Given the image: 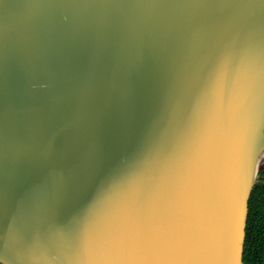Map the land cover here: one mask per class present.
I'll list each match as a JSON object with an SVG mask.
<instances>
[{"label":"water","instance_id":"95a60500","mask_svg":"<svg viewBox=\"0 0 264 264\" xmlns=\"http://www.w3.org/2000/svg\"><path fill=\"white\" fill-rule=\"evenodd\" d=\"M262 81V0H0V263L18 264L14 231L23 264H87L88 237L127 196L104 185L157 161L166 179L233 112L216 258L243 264L258 157L264 168V109L250 146L247 97ZM80 213L73 251L56 230Z\"/></svg>","mask_w":264,"mask_h":264},{"label":"snow or ice","instance_id":"6c2138e0","mask_svg":"<svg viewBox=\"0 0 264 264\" xmlns=\"http://www.w3.org/2000/svg\"><path fill=\"white\" fill-rule=\"evenodd\" d=\"M230 61V56L225 57L215 76L214 103L220 101L223 105L226 69ZM196 78L197 74L192 79ZM250 87L247 139L250 146H255L254 112L257 105L264 109V81L258 94L255 83ZM207 97L202 90L197 101ZM237 101L236 112L239 113L241 102L239 98ZM234 119L231 112L225 117L220 132L205 135L196 142L183 165L166 179L162 178L160 161H157L152 171L141 169L129 175L125 170L121 173L124 179L108 181L102 193L119 188L127 196L116 207L108 224L88 237L87 264H224L216 258L219 247L216 221L222 206L224 184L232 166ZM252 171L255 174L262 171L259 157ZM85 220V214L80 213L70 225L58 228L56 235L60 242L74 251ZM15 239L14 231H10L5 251H12L18 264L33 260L32 253L22 257L13 250ZM53 254L59 257L57 248L49 250V255ZM230 264H239L235 255Z\"/></svg>","mask_w":264,"mask_h":264},{"label":"trees","instance_id":"16d2710c","mask_svg":"<svg viewBox=\"0 0 264 264\" xmlns=\"http://www.w3.org/2000/svg\"><path fill=\"white\" fill-rule=\"evenodd\" d=\"M243 264H264V168L249 198Z\"/></svg>","mask_w":264,"mask_h":264}]
</instances>
